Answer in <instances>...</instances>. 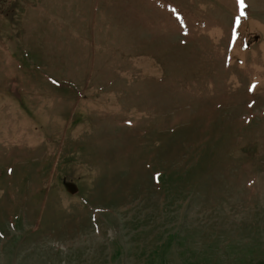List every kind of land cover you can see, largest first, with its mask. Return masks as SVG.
Returning a JSON list of instances; mask_svg holds the SVG:
<instances>
[{"label":"rangeland","instance_id":"374dc122","mask_svg":"<svg viewBox=\"0 0 264 264\" xmlns=\"http://www.w3.org/2000/svg\"><path fill=\"white\" fill-rule=\"evenodd\" d=\"M0 264H264V0H0Z\"/></svg>","mask_w":264,"mask_h":264},{"label":"snow or ice","instance_id":"6c2138e0","mask_svg":"<svg viewBox=\"0 0 264 264\" xmlns=\"http://www.w3.org/2000/svg\"><path fill=\"white\" fill-rule=\"evenodd\" d=\"M240 3L243 4V0H240Z\"/></svg>","mask_w":264,"mask_h":264}]
</instances>
